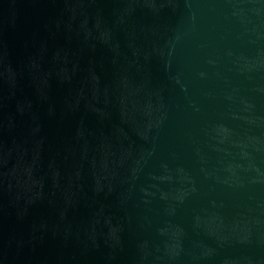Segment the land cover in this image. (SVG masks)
Returning <instances> with one entry per match:
<instances>
[{
    "label": "water",
    "instance_id": "1",
    "mask_svg": "<svg viewBox=\"0 0 264 264\" xmlns=\"http://www.w3.org/2000/svg\"><path fill=\"white\" fill-rule=\"evenodd\" d=\"M0 264H264V0H0Z\"/></svg>",
    "mask_w": 264,
    "mask_h": 264
}]
</instances>
